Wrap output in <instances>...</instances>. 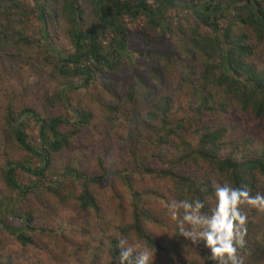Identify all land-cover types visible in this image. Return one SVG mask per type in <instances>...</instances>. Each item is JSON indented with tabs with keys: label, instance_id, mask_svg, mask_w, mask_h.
I'll list each match as a JSON object with an SVG mask.
<instances>
[{
	"label": "trees",
	"instance_id": "obj_1",
	"mask_svg": "<svg viewBox=\"0 0 264 264\" xmlns=\"http://www.w3.org/2000/svg\"><path fill=\"white\" fill-rule=\"evenodd\" d=\"M233 7L234 14L218 0H0V227L8 233L0 264L64 262L62 244L51 239L68 212V222L94 238L79 264H118L121 237L177 258L178 244L166 241L170 231L182 237L168 219L172 201L212 204L213 186L225 181L264 193V58H254L264 41V0ZM172 8L187 12L174 22ZM165 30L168 49L158 44ZM12 54L20 65L4 71ZM169 70H180L179 86L191 91L179 105L165 91ZM33 74L45 85L44 109L28 100ZM234 114L260 121L263 131L244 132ZM143 171L165 180V189L128 181ZM117 179L130 190L121 210L112 207ZM153 197L168 205L163 214ZM248 217L241 255L264 264V211ZM200 255V264H214L206 248Z\"/></svg>",
	"mask_w": 264,
	"mask_h": 264
},
{
	"label": "clouds",
	"instance_id": "obj_2",
	"mask_svg": "<svg viewBox=\"0 0 264 264\" xmlns=\"http://www.w3.org/2000/svg\"><path fill=\"white\" fill-rule=\"evenodd\" d=\"M213 200L185 196L169 204L179 235L194 248L203 246L214 264H245L248 210L264 211V193L252 194L248 185L233 186L227 181L214 186ZM187 192V190H185ZM118 264H154L157 249L129 237L117 240Z\"/></svg>",
	"mask_w": 264,
	"mask_h": 264
},
{
	"label": "rangeland",
	"instance_id": "obj_3",
	"mask_svg": "<svg viewBox=\"0 0 264 264\" xmlns=\"http://www.w3.org/2000/svg\"><path fill=\"white\" fill-rule=\"evenodd\" d=\"M220 3H222V6L225 8H230L231 7V13L234 14L236 12V10L234 9L233 5L235 3L238 2V0H218ZM152 2V1H151ZM231 5V6H230ZM230 6V7H229ZM181 10L183 11V13L187 12V9H180V8H172L171 9V14L173 15V20L174 22H178V15L179 13H181ZM222 21V20H221ZM169 22V21H168ZM221 23V22H220ZM136 30V28L134 29ZM133 30V31H134ZM167 31V30H165ZM168 33V31H167ZM165 34L166 36L160 38V40H158V44L159 47L162 49H168V47L170 46V42H169V38H170V34ZM135 37L136 34H134ZM161 35V32H160ZM56 47H52V50H60V48L58 46H60V44H56ZM61 47V46H60ZM70 49V48H69ZM62 50V49H61ZM64 51V50H62ZM133 53H131L134 57V60L138 59V52L133 50ZM9 58L6 60H3L4 63H2L1 65L4 67V71H12V68L10 65H8V67H6L7 64H10L11 61H14L16 67H19L20 63H18V60L16 59V55L12 54L11 56H8ZM255 59L260 58L263 59L264 58V41L261 43V45L257 48V55L254 57ZM1 62V60H0ZM7 63V64H6ZM20 70L17 69V73H19ZM168 81H169V85L165 87V91L167 93L170 94H174L175 98L179 101L176 103V105H179L182 101H184L185 99H188L191 96V91H188V89L184 90L179 86V81L181 78V71L180 70H169L168 72ZM30 80L32 81V86H33V92H31V94L28 95V100L30 101V103L34 104V105H39V107L41 109H44V107L42 106V102L40 101L41 96H40V90H43V88L45 87V85L43 83L38 82L37 83V76L36 74L31 75ZM13 80H6L4 79V83L6 86L11 87L12 86V82ZM163 88V87H162ZM162 88H160L159 92L162 91ZM168 90V91H167ZM172 92V93H171ZM179 98V99H178ZM179 103V104H178ZM42 106V107H41ZM184 108H186L184 106ZM234 118L236 119V122L238 123H243L242 125L244 126V132L246 131H252V132H261L263 131V124L260 121H255L254 119L249 118L248 120H243L244 117L242 114L238 115V114H234ZM145 134H149L150 131H144ZM33 136L36 137V134L33 133ZM155 158L153 156H151L150 158V162L153 164L155 163ZM117 167L118 169L121 168V165L123 163V160L117 159ZM189 168L190 169H196L197 171L201 172L202 171V167L198 166L197 164H194V162H190L189 163ZM133 168V166L129 165V172L130 170ZM126 173V171L124 172ZM137 173V172H136ZM141 174L144 175V171L141 172L140 174L138 173L133 174L132 176H130V178H128V181L132 182L135 186H137L138 188H154V189H161L164 190L165 186H166V181L160 178H144ZM135 175V176H134ZM148 177V176H147ZM127 183V182H125ZM124 182H122L121 180L117 179V181L114 182V185L116 186V188L111 189V191H113V193H117L113 194V203H112V207L113 208H120L119 205L122 204V202L125 205H128V196L130 193V190L127 188V186L125 185ZM113 185V184H111ZM112 188V187H110ZM121 195V197H120ZM155 197H153L151 200H154ZM18 204V203H17ZM152 206L154 207V209L156 211H158L160 214H163V208L167 207L168 205L166 204L165 201L162 200H154V203H152ZM39 207L36 206L35 210H37L39 212V214L41 215V217H50L51 213L49 211H45L43 209H38ZM121 210V208H120ZM63 212V211H62ZM61 213V211L59 210H55V214H59ZM63 214L66 216V213L63 212ZM70 214V215H69ZM72 212H68V216H66L65 218L62 217V221H59L57 224L59 230H58V234L55 235V237H53L51 240H55L57 241V243H61L63 246V256H64V262H59L58 260L54 261V262H58L60 264H79V263H83V253H84V245L87 244L89 241H94V238L92 237V233H90V231L86 230L85 227H81L80 225H77L78 223L73 224L72 222H68L69 220V216L71 217ZM169 221L171 223H177L172 216H169ZM175 226L177 224H174ZM162 231V230H160ZM163 232V231H162ZM167 235V243L169 244H178L179 249H177V253L174 252L176 254L177 258H170L168 255H156V260H155V264H200L201 263V251L203 249V246L199 247V248H194L193 246L190 245V242L186 241L183 237L179 238V237H175L174 236V232L170 231L169 233H166ZM0 237L2 238H8V233L4 230H2V228L0 227ZM70 237L71 239H75L73 245L71 244V242H68L67 238ZM76 237V238H75ZM49 242L52 243V241H50V239L48 240ZM79 241L81 243L80 247H79ZM12 245V249H14L16 251V254H18V260H26L27 256L23 255L21 252H18V245L17 244H10ZM69 245L72 246V248L69 247ZM59 251V250H58ZM59 253L61 254V251H59ZM105 256H107L106 254L104 255L103 259L105 258ZM17 260V261H18ZM46 263H52V259H50L48 257V255H45V258L43 259V262ZM79 262V263H78ZM177 262V263H176Z\"/></svg>",
	"mask_w": 264,
	"mask_h": 264
}]
</instances>
